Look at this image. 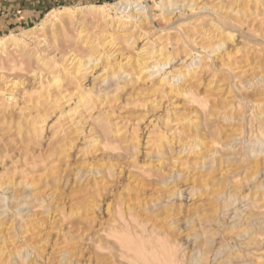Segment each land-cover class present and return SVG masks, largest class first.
Listing matches in <instances>:
<instances>
[{"label":"rangeland","instance_id":"rangeland-1","mask_svg":"<svg viewBox=\"0 0 264 264\" xmlns=\"http://www.w3.org/2000/svg\"><path fill=\"white\" fill-rule=\"evenodd\" d=\"M123 1L0 0V264H132L118 243L134 248L140 238L114 222L118 210L134 220L128 205L152 206L169 234L158 240L178 264H264V0ZM92 45L113 70L99 74V62L84 83L95 73L116 86L105 118L129 139L105 146L103 160L85 147L87 113L66 107L45 120L30 89L37 76L51 78L53 59L69 66L74 47L87 54ZM83 52L70 68L87 60ZM22 86L31 102L20 99ZM89 162L105 165L96 200L73 181Z\"/></svg>","mask_w":264,"mask_h":264},{"label":"bare ground","instance_id":"bare-ground-1","mask_svg":"<svg viewBox=\"0 0 264 264\" xmlns=\"http://www.w3.org/2000/svg\"><path fill=\"white\" fill-rule=\"evenodd\" d=\"M138 1H140V0H136L137 5L135 7H138L139 4H142V3L146 4L145 0H142V3L141 2L139 3ZM131 3L133 4V2H131V0H124L123 3L118 4V5H120V6L124 5V4L125 5L126 4L131 5ZM118 5H116V6H118ZM127 8H129V7H125L124 10H127ZM146 16L148 18L151 16V12L148 11V9H147ZM61 19L64 21V20L73 19V18L71 16H66L65 18H61ZM231 20L232 19L229 18V22ZM234 20H232V22H234ZM69 22H71V21H69ZM3 44L4 43H2L1 45H3ZM82 47H80V48H82ZM80 48L76 49V47H74L76 56L78 55L76 53H79L83 50ZM77 50H80V51H77ZM99 50L100 49L97 50V47H94V46L89 48V51H87L88 52L87 54L89 57L86 56L87 55L85 53L86 50L85 51L83 50L84 51V52L82 51L83 55H85V58H87V60L85 61V59H84V62L82 63V59L84 58V56H82L83 58L80 56L82 58L81 61L80 62L77 61L74 65H72L73 67H71V68H70V64L73 63L76 56L70 61L69 66H68V64H66L67 62H65V61H69V60H65V61L60 60L58 62H57V59L56 60L53 59L52 61L50 60L52 63V65H51L52 67H50V72L48 74L52 75L51 78H49L47 81L45 80L46 82L44 83V81H42V79L40 80L36 74L35 78L37 76V79H34L35 84H33L34 82H32L33 86L31 85L30 89L33 88V90H31V91L32 92L35 91L36 92L35 94L37 95V99L38 98H39L38 100L41 99L43 102V105L45 104V106H43L42 109H40L41 114L44 111L43 112L44 114L42 116L40 114V116H41V118L45 117V120H47L53 113H55L56 110L59 111V112L57 111L58 115H59L58 117L62 116V114L64 113V112H62V109L66 108V107H72V110L76 114L82 115L83 113H87L88 122L85 125H87L86 127L88 128V130L85 132H82L83 134L85 133L84 138H86V140H87L85 142V147L91 148V150L94 153L99 152V154H100L99 157L101 156L100 158H101V160H103V159H105V148H106L105 146L108 145V147H109V144H112V145L113 144H119V145L126 144V142H129V139L127 140L125 136H123L121 133H119L117 131L118 129L113 130L111 128L110 123H109L110 121L105 118V104L108 102H111V100H112V99H110V95L113 94L115 96V94L120 92V91L116 92L118 90L117 88H115L116 86L114 85L115 87L112 86L113 89H110L111 86L109 87V86L105 85L106 84L105 78L107 79V77H104L105 76L104 75L103 76L104 78H102L99 75L100 78H98L97 76L93 78V75L95 73L93 75H91V77H90L91 82H89L88 85L86 84L87 82L84 83L86 78H87V74L90 73V72L89 73L86 72L87 69H89V68H91L92 70L96 69V66L99 65L98 63L100 62L101 65H100V67H98V68H100V70H98V73L103 75V73H101V72L104 71V73H106L105 72L106 68L108 69L109 64L113 63V62H110L112 58L110 59L109 62H108V60H106V62H105L104 53H102L101 50L100 51ZM159 50L160 51H159V54L157 55V57L161 56V49H159ZM81 53H79V55ZM79 55H78V57H79ZM94 55H96V56H94ZM70 57H71V55H70ZM186 57L189 59L190 58L192 59L190 54H188ZM40 59H42V58L40 57ZM40 59H38V62L40 61ZM168 59H170L169 56L167 57V60L163 63L167 64ZM95 60H97V61H95ZM44 61H46V60H44ZM182 62H184V61L182 60ZM163 63H161V64H163ZM159 67H160V63H158V59H157V62L153 63L151 68L155 69L156 73H157L160 71ZM110 68H111V66H110ZM115 68H117V67L115 66ZM118 68H120V67H118ZM146 68H148V67H146ZM146 68H144V69H146ZM144 69L142 68V70H144ZM83 71H85V72H83ZM96 72H97V70H96ZM149 72H150V70H149ZM109 75H110V77L108 79L111 80L112 79L111 76H114V75H113V73L109 74ZM167 75H168V73H167ZM21 77H22V82H23V76H21ZM124 78L125 77H123V79ZM24 80H25V78H24ZM52 80H55L54 81L55 83ZM120 80H122V79H120ZM19 81H18V85H19ZM26 81L28 82V79ZM15 82L13 84H15ZM30 82H28V83H30ZM18 85L15 84L16 87ZM21 85H20V87H21ZM34 85H38V87L35 88ZM15 86H14V88H16ZM24 86H26V85H24ZM24 86H22L23 89H21L20 92L18 91L19 92L18 95L19 94L21 95L20 99H22V97H23L24 101H25V99L26 100L28 99L27 101H30L31 98H34L33 96L31 97L32 93L30 94V92L28 93V91H27V90H30V89H28L30 84H29V86L27 85L28 86L27 90L25 89ZM119 86H121V85H119ZM14 88L11 90H14ZM6 91H8V90L5 89L4 92L3 91H1V92L8 94V93H6ZM10 93L13 94L16 92L11 91ZM176 93H178V92L176 91ZM13 96H16V95H13ZM15 99H17V96ZM37 99H33V101L36 100V103L39 102ZM18 101H19V99H18ZM5 102H6L5 99L0 97V105L3 106V108L4 107L7 108ZM16 104H18V103H16ZM30 104H32V103H30ZM40 105H41V103H40ZM38 106L39 105H37V108H38ZM11 108H13V107L11 106ZM37 108H36V111H37ZM78 108H81V110H78ZM21 109L22 108H20V110ZM38 112H39V110H38ZM95 112L97 113V115L95 117H92V113L94 114ZM39 113H38V115H39ZM43 122H45V121H43ZM38 123H42V121H35L34 125H38ZM31 131H32L34 136H39L40 132L42 131V127L34 126V128H32ZM132 139H130V142H132L134 140V139L133 140ZM259 139H261V138H259ZM259 139H257V140H259ZM70 143H72V142H70ZM133 143H134V141H133ZM133 143L132 144L129 143L130 145L129 146L126 145V146L131 148L132 150H137L138 146L136 145V143H134V144ZM216 146H218V145L212 143L211 146L209 147L208 151L210 152L212 157L216 156V153H217V147ZM191 149H192V146H187V147L183 148L182 154H185V156H188L190 153H192ZM95 158L96 157H92V159H95ZM176 161L177 160H174V159H172L170 161L171 165L173 167L175 166ZM186 163H187L186 160H184L183 162H180L178 164V167L179 166L182 167ZM81 165H83V167L79 166L80 169L76 168L73 171L74 172L73 173L74 174V176H73L74 180L73 181H74V184H76V186L80 189L79 192L86 191L87 197L93 198V200H96L99 197L102 198L103 197L102 193H103V191H105V171H104L105 165L103 166V168H100V169H97L100 166L99 167L96 166L97 168H95L94 167L95 164L91 163V162L87 163V165H85L84 163H82ZM48 170H50V169H48ZM154 174L158 175L157 172H155ZM27 185L31 186V184L25 183V186H27ZM12 193H14V192H12ZM14 195H15V193H14ZM176 196H178V193L176 194ZM178 197H180V195ZM131 206H134V205H131ZM131 206L130 205L127 206L125 215L128 217L134 218V220L126 219V217H124L123 212L121 210H118V218L119 219L115 220L114 222L116 223L118 229H126L127 234L130 236H131V234H135V232H136V235L140 238V240L139 239H138L139 241L137 240L136 247H134V248H132L135 245L134 242L131 243V247H128V246L126 247L121 242H119L118 246H119V250H120V257L122 259L128 260L132 264H178V262H177L178 260L175 261V259H174L175 255L172 254V252L168 251V249L166 248L165 245L167 243L165 241L158 240L159 236H167L169 234L167 233V229L164 227V225L162 223L159 224L157 222V220L155 218H153L154 217L153 215H152V217L149 216V213H150V210L152 209V206H150L148 210L145 209V210H140V211H137L136 208H132ZM108 207L109 206L106 205L105 210L109 211L108 214H112V209H110ZM107 217H109V216H107ZM142 217H144V220L141 219ZM138 219L145 221V223L148 224V227L147 226L142 227V225H139L140 222H138ZM112 223H113V221L111 220L108 224V227L111 229H113ZM131 224H134V228L137 231H133V229L130 228ZM144 238L155 239L154 241H156V242L153 243V245H150V244H147L145 242V240L143 241ZM109 247L113 248L114 246L112 244H109Z\"/></svg>","mask_w":264,"mask_h":264},{"label":"crops","instance_id":"crops-1","mask_svg":"<svg viewBox=\"0 0 264 264\" xmlns=\"http://www.w3.org/2000/svg\"><path fill=\"white\" fill-rule=\"evenodd\" d=\"M1 20V19H0ZM1 25H2V21H0ZM3 26V25H2Z\"/></svg>","mask_w":264,"mask_h":264}]
</instances>
